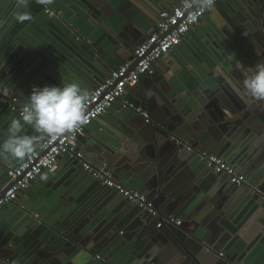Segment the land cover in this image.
<instances>
[{"label":"water","instance_id":"water-1","mask_svg":"<svg viewBox=\"0 0 264 264\" xmlns=\"http://www.w3.org/2000/svg\"><path fill=\"white\" fill-rule=\"evenodd\" d=\"M77 1L83 4L84 9H87L85 6L90 7L92 11L102 8L98 11V15L100 17L102 15L99 23L102 21L109 23V28L102 24L107 32L101 36L93 35V38L71 36L75 42L80 41L78 44L81 55L76 51L78 48L75 47L74 41L73 53L81 58L85 65L90 66V63L97 62L100 64V69L104 67L108 69L106 75L99 72L94 87L101 84L117 65L123 63V56L118 53L119 50L128 53L132 47L128 45L129 41L133 43L132 45H139L147 39V31L140 21L155 15L157 22L160 14L167 11V5L172 2L171 0ZM71 2L69 1V4ZM60 4L65 6L64 2L59 0H52L49 5L52 11L58 13L57 16L50 17V20L58 19L57 25L61 26L59 19L70 22L72 14L69 13L68 8ZM40 7L48 17L45 12L49 9L48 5ZM239 12L237 16L232 11L230 17H223L214 11L212 12L214 14L208 15L204 21L213 23L219 36L225 34L235 38L231 44L235 46L236 51L226 52L227 58H232V60L228 59L229 67L226 66L228 73L214 70L215 75H212L211 81H198V92L192 88L189 92L180 91L177 89L178 83L173 82L171 77L158 76L161 74L159 66H163L161 62L166 63L165 65L169 64L166 59L159 60L153 72L141 78L144 91L137 93V102L133 103L135 108L141 107L142 111L149 114L148 122L140 113L129 108L122 109L121 105L116 103L120 105L121 113L125 117L114 119V128L109 135L99 140V146L91 145L92 149L89 151L91 155L87 159L86 156L84 157V161L90 162L94 167L104 166L111 171L115 180L127 188L139 187L141 191H148L160 215L164 217L178 215L182 217L183 225L175 227L163 224L157 228L156 218L146 211L139 210L135 204L133 205L116 191L106 188L100 181L91 178L83 170L80 160L66 156L79 170L81 169L77 173L79 177H84L78 182H86V179L96 181L113 194L112 204L118 205L117 210L122 209L123 213L115 218L111 216L113 214H106L107 223L103 225V229H94L97 226L96 223H92L85 234L79 230L83 236L78 237L77 227L70 228V234L67 226L70 223L78 226L80 219L70 208L62 207L61 201L60 206L51 208L53 214L50 215V222L47 219L43 225L42 218L40 219L42 225L46 227L42 236L43 244L48 248L46 253L33 251V246L30 245L26 248V253L19 254V264L72 263L73 259L79 258L84 253L83 249L90 251L91 254L100 250L98 261L101 264L103 262L136 264L139 259L150 262L153 254L158 253V250H161V255L155 258L152 264H245L233 255V250L230 251L229 246H226L228 242L226 236L218 237L221 233L219 229H213L211 233L207 232V228H211L209 223L212 221V226L217 224L227 226V218H231L234 207L240 202L246 204L243 213L246 214L245 217H248L249 222L256 218L258 223L263 225L262 228L256 227L257 230L261 229L256 240L264 246V100L248 96L243 88V80L235 79L238 72L246 78L250 75V67L264 63V0H246L239 8ZM242 20L251 24L249 33L240 26L239 22ZM231 24L237 28L238 33ZM56 32L60 36H68L61 30ZM68 33L69 36L74 35L72 31ZM86 41H91V46H85ZM226 55L220 57L217 55V58H225ZM131 60L134 68L137 62L133 57ZM165 67L163 66L164 69ZM232 68L236 69L233 73L230 72ZM172 69V66H168L165 71ZM173 73L177 75L179 71ZM90 85L93 86L92 83L89 87ZM87 91L90 92L91 89ZM132 92L136 93V90ZM27 96H22V103ZM22 103L20 104L23 105ZM0 106L6 115H14L16 119H20L16 114L8 111L7 105L1 103ZM21 123L23 124L22 120ZM26 128H30V131L34 130L31 126L24 125L21 129L22 134ZM87 129L90 130V126ZM243 140L244 143L241 144ZM250 147L252 150L249 154L252 156L242 164L244 162L241 156ZM201 153L223 156L229 166L243 165L240 170L244 175L240 170L234 167L233 169L241 172L245 182L241 186H236L225 174H215L206 167L205 162L200 158ZM2 161L7 163L8 167H13L19 162L11 158L9 161L0 158V187L8 181L7 167L1 165ZM48 172L53 170L45 174L47 175ZM175 173L180 179L176 191L173 186ZM2 179L4 181H1ZM39 202L37 201L35 205ZM125 204L130 207H124ZM206 204L208 207H205ZM203 208L209 211L205 216H203L204 211L201 212ZM105 213L106 211L103 214ZM123 226L127 228L122 231L120 229ZM224 229L229 233L235 231L228 226ZM119 231L121 235H117ZM127 232H133L132 234L138 237L134 249L125 247L123 239L127 238L125 234ZM224 235L229 236L227 233ZM20 237L23 242L24 236ZM250 237L252 236H245L246 239ZM75 238L79 240H74ZM1 240L3 245L7 244L10 248L16 241L10 237ZM170 251L174 257L170 259L168 256H163ZM219 253H223L224 257L220 258ZM134 259L138 261L135 263Z\"/></svg>","mask_w":264,"mask_h":264},{"label":"crops","instance_id":"crops-1","mask_svg":"<svg viewBox=\"0 0 264 264\" xmlns=\"http://www.w3.org/2000/svg\"><path fill=\"white\" fill-rule=\"evenodd\" d=\"M60 1H63L65 6L62 4L60 5L68 8L69 13L72 14L70 22L59 19L61 26L57 25L58 19L57 21H51L49 16L46 17L44 15L42 10H40L41 5L37 0H29L27 8L20 6L18 0H0V89L3 87L4 89L2 90L17 95L20 98V103H22V96L29 95L33 86H59L76 82L79 83L82 88L90 90L94 87L93 84L96 82L99 72L102 75L108 73V69L105 67L100 69V64L97 62L90 63V66L85 65V63L80 60L81 58H78L73 53L75 50V48H73L74 41L75 47L78 48L76 51L80 54L79 51L81 48L78 44L80 41L75 42L71 37H80L81 35L93 38V35L101 36L103 33H106L107 30H105L102 24L109 28V23L107 21L99 23L102 15L100 17L98 11L102 8H97V11H92L90 7L87 6H85L87 9H84L82 7L83 4L81 5L77 0H59V2ZM69 1L72 2L69 4ZM171 1L173 4L172 2L169 3L167 5V10H171L181 2V0ZM245 2L246 0H221L218 2L212 10L208 11L199 25L191 29L182 39L181 43L172 50L167 57L163 58L169 61V64L165 65L166 63L164 64L161 62V65L166 67L164 69L163 66H159L161 74L158 76L161 77L163 75L171 77L173 82L176 81L178 83L181 89L179 87H177V89L180 91L184 90L189 92V89L192 88L198 92V81H211L212 75H215L214 70L223 72L224 74L228 73L227 67L230 65L228 59L232 60V58H227L228 55H226V52L230 50L236 51L235 46L231 44L235 38L234 36L228 37L225 34L219 36L213 27L214 24L205 23L204 21L208 15L214 14L212 13L214 11H217L223 17H230L233 11L237 16L240 14L239 8H241ZM48 8L50 9L51 5L48 4ZM24 11L30 12L32 19L20 23L17 21L16 16ZM155 22V15L150 18H143L140 21V24L147 31V37L154 28ZM239 24L249 33V25L251 24L248 21L242 20ZM231 25L238 33L239 31L237 28L233 24ZM56 30H61L68 36H60L57 34ZM68 30L72 31L74 35L69 36L70 33H68ZM132 44L133 43L129 41L128 45L132 47L128 53L123 50L118 51V53L123 56V62L132 59L134 49L137 46V44ZM86 45L91 46V41H86L85 46ZM223 54L226 55L225 58H217V55L220 57ZM159 62L154 65L153 69H155V66L158 65ZM168 66H172L173 69L166 72L165 70ZM233 69L234 68H232L230 72H235L236 69ZM173 71H179V73L174 75ZM180 76L182 77L180 78ZM235 76V79L237 78L238 80L245 79L240 72ZM218 78L217 76V79ZM91 83L93 86L91 87L90 85L89 87ZM132 90H136V93H131ZM141 91H144V86H142L139 81L137 86L126 92L124 99L135 103L137 102L136 95ZM198 95L200 96L199 93ZM121 117L124 118L125 116L121 113L120 105L114 104L106 114L100 116L90 125V130L87 129L84 136L79 138L77 148L83 152V156H86V159L91 155L89 153L92 149L91 145L99 146V140L108 136L114 128V119H119ZM13 119H16L15 116L6 115L0 106V142L9 135L8 128ZM24 134L36 137L37 142L42 137V134L36 132L35 129L30 131V128H26ZM240 143L243 144L244 140ZM250 150H252V147L246 149L241 156L244 162L242 164H245L248 157L250 158L252 156L249 154ZM219 157L225 159V161L227 160L223 156ZM0 158L9 161L11 157L6 154H0ZM2 162L4 163H1L2 166L8 167L6 166L7 163L4 161ZM88 163L93 166L90 162ZM236 166L230 167H234L239 171L243 165L237 164ZM52 170L53 172H48L47 175L44 173L38 177L30 188L21 193L16 202L7 205L0 215V253L3 256L9 257L16 264H19V254L26 253V248L30 245L33 246V251L46 253L45 251L48 248L44 246L42 239L46 228L43 226L44 221L48 219L50 222V215L53 214L51 213V208L60 206L61 201L63 202L61 205L62 207L70 208L80 219L78 221L79 223L77 222L78 226L74 223H70L67 226L70 234V228L75 227H77L78 233L80 230L81 232L83 231L82 234H85L86 229H89L92 223H96L95 226H97V228L94 229H103V225L107 223L105 218L106 214H113L111 216L115 218L120 213H123L122 209L117 210L118 205L115 206L116 204H112L114 200L113 194H110L111 192L102 188L96 181L86 179V182L79 183L78 181L80 178L84 177H79L77 173V171H81V169L79 170L74 163L66 158V156L59 158ZM241 172L238 173L240 174ZM74 174H77V176H74ZM241 174L244 175L243 172ZM45 175L47 179H41V177ZM176 175L178 174L175 173L173 175V186L175 191L180 182L179 177ZM1 181H4V179ZM133 190L141 192L151 199L148 191H141L139 187ZM37 201L40 202L35 205ZM245 206V203L240 202L239 205L234 207L231 218H227V226L235 229L233 233H229L224 229L227 226H220L219 224L212 226L213 221L209 223L211 228H207V232L211 233L213 229H219L221 233L219 232L220 234L218 237L224 238L226 236L228 240L226 246H229L230 251L233 250V255L243 263L262 264L264 263V246L257 242L259 240H256L261 230H257L256 227L262 228L263 225L259 224L256 218H254V221L249 222L247 219L248 217H245L246 214L243 213ZM124 207L130 206L125 204ZM205 207H208V204H206ZM104 211H106L105 214H103ZM207 211L208 210H205V208L202 209L201 212L204 213L203 216L208 214L209 211ZM205 212L207 213L205 214ZM36 215H38L37 218L35 217ZM175 217L182 221V224L179 226L181 227L183 225L182 217L178 215ZM125 228L127 227L123 226L120 230L123 231ZM132 233L133 232L125 233L127 238L123 240L125 247L129 246L134 249L138 237ZM224 233H227L229 236L224 235ZM82 234L79 233L78 237ZM117 235H121L120 231ZM249 235L252 237L246 239L245 236ZM20 236H24L23 242H21ZM8 237L16 240L11 248L9 245L6 244L5 246L1 243L3 241L1 239L5 240V238ZM74 240H79V238H75ZM83 251L84 253H82L79 258L73 259L72 263L67 262V264H101V262L94 257L101 253L100 250L97 251L98 253L95 251V254H91L90 251H86L85 249H83ZM160 255L161 250H158V253L153 254L150 262L147 260L142 261L139 258V261L138 259L134 260L135 263L138 261L136 264H152V261ZM163 256H168L171 259V257H174V254L170 251ZM102 264L107 263L103 262Z\"/></svg>","mask_w":264,"mask_h":264},{"label":"built area","instance_id":"built-area-1","mask_svg":"<svg viewBox=\"0 0 264 264\" xmlns=\"http://www.w3.org/2000/svg\"><path fill=\"white\" fill-rule=\"evenodd\" d=\"M220 1L215 0V6ZM208 11L210 10H200L195 4L186 7L185 0H182L171 10L163 11L147 39L135 47L133 52V59L137 62L135 67L132 68V60L123 62L101 84L91 89L84 123L74 131L53 138L42 136L30 156L15 166L6 168L8 181L0 187V215L7 205L16 202L19 195L28 190L38 177L51 170L59 158L67 156L80 160L83 170L91 178L100 181L106 188L116 191L135 204L139 210L146 211L156 218L158 220L157 228L163 224L179 227L182 224L181 220L173 216L160 215L155 208L154 201L145 194L120 184L115 180L113 173L104 166L96 168L84 161L83 153L77 148V142L80 137L84 136L87 128L100 116L106 114L116 103H119L122 109L129 108L140 113L148 122L149 114L146 111H142L141 107L135 108L133 102L124 99L126 92L137 86L144 75L152 73L154 65L167 57L181 43L186 34L199 25ZM45 12L49 17L58 15L50 9H46ZM193 19H195V23H193ZM0 103L7 105L8 111L21 119L23 105L20 104V98L17 95L0 89ZM200 158L209 170L215 174H225L236 186H241L245 182V178L221 157L201 153ZM8 186H10L9 189L4 192ZM35 217L37 218L38 215ZM218 256L224 257L222 253H219ZM95 259L98 260L99 256L96 255ZM0 264L16 263L0 253Z\"/></svg>","mask_w":264,"mask_h":264},{"label":"clouds","instance_id":"clouds-1","mask_svg":"<svg viewBox=\"0 0 264 264\" xmlns=\"http://www.w3.org/2000/svg\"><path fill=\"white\" fill-rule=\"evenodd\" d=\"M41 5H48L52 0H37ZM20 6L27 8L29 0H18ZM193 4L200 10H211L215 0H185V6ZM23 23L32 19L31 13L24 11L16 16ZM193 19V23H195ZM234 55V53H233ZM243 80L245 93L257 100H264V63H257L249 68ZM89 92L79 83L72 82L59 86H33L25 97L21 109V119H13L9 125V135L0 142V154H6L13 160L23 161L35 150L37 138L21 133L24 125L31 126L36 132L53 138L66 132L74 131L85 121V110ZM23 121V124L21 123ZM41 179L46 180L47 176Z\"/></svg>","mask_w":264,"mask_h":264}]
</instances>
